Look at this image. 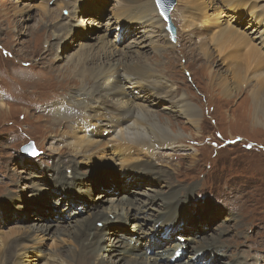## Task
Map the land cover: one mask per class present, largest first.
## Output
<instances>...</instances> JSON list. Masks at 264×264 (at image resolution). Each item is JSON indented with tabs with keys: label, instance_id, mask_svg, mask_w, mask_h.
Masks as SVG:
<instances>
[{
	"label": "rangeland",
	"instance_id": "374dc122",
	"mask_svg": "<svg viewBox=\"0 0 264 264\" xmlns=\"http://www.w3.org/2000/svg\"><path fill=\"white\" fill-rule=\"evenodd\" d=\"M56 1L58 0H0V98L5 100L6 105L11 108L9 112L4 111V114H0V236H7L5 243L9 242V247L7 246L4 249V257L0 260V264L14 263L13 259L11 260L12 256L7 254V250H14L16 251L15 254H17L22 249L18 238H21L19 236L26 233H29L31 238L27 242H25V239L22 242L28 244V247H35L46 253L47 256L55 255L58 251L72 249L74 247V238L72 240L63 232L56 234V231L53 232L52 229L50 232L49 230H42L39 225L53 223L65 228L74 223L73 220L85 218L92 211H81V213H76L73 217H70L72 221H62L58 216V210L68 206L66 204L67 200L58 195L57 192L59 191L54 193V197L48 193V189L50 192L53 188L51 184V179H53L51 166L58 162L55 168H59L62 163H65L62 161L65 157L61 158L58 152L55 153L56 149L54 148L63 145L62 141L53 137L58 125H67L66 118L56 115V105L59 103L56 100L61 99L62 102H66L63 97L70 95L69 91L71 88L73 89V86L76 88L82 86L81 83L83 82H81V79L71 75L67 76V73L60 72V70L71 66L69 60L71 55L76 59V57L83 54L81 45L84 46V50L93 51L99 46L100 36L106 37L107 40L115 39L118 41V39H121V36L117 35V33L120 34L119 29H117L119 25L116 22H112L110 26L107 24L110 16L114 15L112 5L115 0L109 1L102 10L101 17L100 15H94L92 13L94 10H91V14L90 11H84L81 14L82 0H61L60 4ZM153 1L157 12L161 14L155 0ZM243 1L247 2L248 6L246 7L245 5L244 9L242 8V12H237L233 7H226L232 0H176L171 10L172 21L177 27L175 39L171 37L167 29V22L162 15L165 28L160 30L159 33H154L162 41L168 40L178 46L176 49L183 51L181 53L182 56H190L184 58L186 61L180 62V68L182 69H179L178 73L172 74L170 78L176 85L189 91V98L194 100L195 104L199 106L201 114V127L194 128L180 110L178 112V109H171L165 106L166 109L172 111L169 113L162 107V104L156 105L154 113L167 117L172 122L179 123L184 130H179L182 132V136L178 137L175 142L176 145H181L178 149H171L173 147H164V149L155 147L153 149L155 152L164 153L163 156L161 154V156H156L158 164L155 168L167 171L165 174H168L171 183L176 187V195L182 196L186 194L185 197L188 196L189 198L187 201L189 209L183 215L192 224L189 226L185 225L182 230L186 231L188 227L196 229L191 230L190 232L195 231V233L191 234L186 232L181 234L182 230H180L181 236H184V238L188 235L193 236L196 242L200 243L210 242V244H214L216 243L214 240H216L217 244L221 245L223 253L228 254L221 255L218 253L214 258V264H224L232 260L237 261L238 264H260L264 261V123L254 126L249 119L252 116L251 108H249V102H252L250 101V94L253 91V84H256L258 80L256 78L251 79L252 85L250 86V83L247 86L243 83L245 77H253L254 71H257L256 74L264 72V70H256L261 64H264V57L262 58L257 52L259 48L263 51V45H260L254 36L251 35L252 30L256 32V28L264 24V21H260L264 18L260 16V14L264 15V0ZM187 2H191L189 7L195 12H198V10L193 7L197 3L198 9L207 15L205 18L208 17L206 19L210 24L208 23L205 26V30H209V34L217 33L220 28L218 23L221 22V27H234L242 34H245L247 42L242 39V35H228L223 39L222 46H219L222 56L218 54L220 49L216 50V47L215 49L213 48L215 50L213 61L216 60L219 65H205L209 57L204 56V50L199 47L197 38L195 39L196 35L191 31V29L196 27H203V22H199L200 25L197 26L185 23L183 26L186 25L188 27H185V32L184 27H182L183 17L177 14L178 11L180 14L186 15L183 6ZM46 3L49 4L50 9L52 8L50 17L55 22L61 23V27L66 32L68 31L64 40L55 38L56 33L53 32V25H42L40 28L41 23H37L42 16L39 15L41 12L40 7H45ZM254 6L257 9V15L252 17L250 13ZM191 14L189 13V15ZM201 14L200 17L203 18ZM229 22L238 27L233 26ZM71 23H76L81 29L84 23L89 25L82 29L85 32L83 34L89 36L88 40H81L83 42L79 41L77 44V32L74 33ZM143 28L139 29V34L136 37L132 35V37L125 36V39L120 40V43H118V46L121 47L120 50L126 49L129 52L126 54L122 53V57H130L127 61L136 57L134 60L145 64L146 59L153 58V48L145 47L146 51H142L143 53L140 52L138 55L134 52H132L134 54L130 53L131 51L126 48L135 38L139 40L143 38ZM261 29L259 28L258 30ZM165 32L168 33L167 39L163 37ZM189 35H192L191 40ZM149 42V39H146L145 43L149 44ZM64 44L68 47H65ZM49 45L54 46V48L49 51L50 54H44V49ZM191 46L192 48H190ZM180 47H188V50ZM138 56L147 58L142 59L141 57L138 58ZM122 57L118 56L115 59L117 58L120 61ZM226 58L229 59L227 60ZM230 59L233 62H230ZM97 61L100 62L101 60L97 59ZM235 63L239 65L237 74L240 77H236L234 80L230 71L231 66ZM185 66H187V70L184 69ZM247 68L249 71H245ZM42 69L47 75L39 71ZM235 69L238 68L235 67ZM158 73L160 75L165 73L164 65L163 68L161 67L158 70ZM36 75L42 76L40 77L42 83ZM212 76H217L221 80L228 79L226 80V86L227 89L228 86L231 88L229 95L224 96L222 95L224 94L223 92L221 94L218 92L214 80L212 81ZM165 77L169 78L168 76ZM60 83L66 86V91L61 93V90L56 87ZM261 84L264 85V81ZM37 89L46 90L42 93H37L35 92ZM28 104L31 105V111L25 110L30 107ZM64 111L67 114H79L80 109L76 103H72L65 105ZM60 112L63 113V111ZM10 113H14L18 117H8ZM27 113L29 115L26 116ZM48 118L50 120L46 126V132L54 134L49 135L47 141L42 143L40 141L43 131H45V126L41 120ZM78 135H74L73 138ZM109 137V135L104 137V140L109 142L108 148L112 144L109 141ZM31 141H33L34 150L37 153L30 155L22 148ZM183 141H186V143H183ZM65 156L67 157L66 159H72L73 153L69 152ZM108 166L109 168H103L102 171L100 169L99 177L103 178V183L100 187L97 184V186L95 185L94 196L97 197L100 193H107L109 197L104 198L121 199L125 193L121 174L128 169L129 165L115 160L113 164ZM81 167L84 171H87L93 167V164L82 163ZM67 170L70 172L71 168L68 167ZM14 171L18 172V176L17 179L13 180L16 175ZM112 173L121 176V183H119L121 185L117 184L115 180L111 181ZM35 182V185L39 186L36 191L38 198L49 205V209H46L45 213L43 211L36 213L33 208L37 205L30 204V201L22 203L21 206L24 208H22L21 213H17V210L9 207L14 203L13 198L16 201L20 200L16 194L23 193L25 186ZM107 182H114L119 186V189L105 190ZM15 184H19L21 187L18 189ZM158 184L155 181V184L151 186L158 191H168L169 188L167 186ZM148 186V183L141 185L140 188H137V192L145 193L149 189ZM132 188L133 194L130 199L147 200L146 196L139 195L134 191L136 190L135 187ZM15 189L16 191H13ZM149 194L154 193L149 192ZM29 195H31V192L26 194V196ZM74 195H79V193L76 192ZM82 196L85 198L86 195ZM11 201L12 203H10ZM96 202L97 199L90 201L91 204ZM18 203L20 202L18 201ZM112 203L113 201L103 202V206L106 207ZM162 203V200L158 199L154 202V205L153 202L148 205L157 207L162 205ZM99 206L101 207L102 205ZM151 214H153V211L149 210L143 216L150 218ZM205 215H207V218L201 221L200 224L202 226H198V221L204 218ZM191 216L192 218L188 220V217ZM121 222L123 220L112 223L109 226H104L103 223L101 225L98 222L97 226L105 231L113 226L115 229L108 230V232L114 231L118 235L114 224ZM128 222L133 223L131 221ZM152 223L151 221L150 224ZM30 226H33L34 230L26 231L25 228ZM17 228H23V230H19L17 234L13 232ZM63 230L62 228L60 231ZM72 230L73 228H70L68 233L72 232ZM172 234L174 235V233ZM196 234H199L197 238ZM23 238H25L24 235ZM175 241L178 240L174 235L167 242L168 244L166 243V246L174 245ZM187 242L188 240L185 243ZM162 246L165 247V245ZM105 252L106 249H101L99 252L97 259L100 264H123L122 259L117 261L113 256L107 255ZM47 256L37 257L41 259L38 262L32 253L29 259H31L32 264H42V262H47ZM59 257L63 258L62 256ZM187 258L188 251L180 262L184 263Z\"/></svg>",
	"mask_w": 264,
	"mask_h": 264
},
{
	"label": "bare ground",
	"instance_id": "6f19581e",
	"mask_svg": "<svg viewBox=\"0 0 264 264\" xmlns=\"http://www.w3.org/2000/svg\"><path fill=\"white\" fill-rule=\"evenodd\" d=\"M60 1L61 0H58L56 2L60 4L62 2ZM109 1L110 0H82L80 13L82 14L84 11H90L91 14V10H94L92 13L96 16L100 15L101 17L102 10L106 7ZM155 2L161 14L157 12L153 0H115L112 5L114 15L110 16L109 23L107 24L110 26L112 22H116L117 25L120 26L119 31L121 34L117 33V35H120L121 39H118V41L115 39L107 40L106 37L100 36L101 40L99 46L93 51L89 49L84 50V46L81 45V51L83 54L76 57V59L71 55L69 59L71 66L60 70L61 73H67V76L71 75L72 77L75 76L78 79H81V82L83 83H81L82 86L80 88H76L75 86H73V89L71 88L69 91L70 95L68 94V97H63L66 99V102H62L61 99L56 100V102L59 101L56 105V115H61L66 118L67 125H58V129L55 132V135H53L54 133L49 134L46 132V126L50 119L41 120L45 126V131H43L40 142H46L49 135H53L54 138L62 141V146L56 148L54 145L53 147L56 149L55 153L58 152L61 158L65 157L62 161L67 164L66 166L65 163H62L59 168H55L57 162L51 166L53 171V173H51L53 177V179H51V184L53 188L50 192L48 189V193L54 195L55 192L59 191L57 192L58 195L67 200L66 204L68 206L58 210V216L62 221H72L70 220V217H72L71 215L76 208H86L87 211H92L89 212L88 216L85 218L76 221L73 220L74 223L65 228L54 225L53 223L49 225H39V228L42 230H49L50 232L52 229L53 232L56 231V234L58 232H63L71 239L74 238V240L72 239L74 242V247L72 249L69 248L64 251H58L55 255L47 256L46 253H43L35 247H28V244L22 242L24 239L26 240L25 242H27L28 239L31 238V235L26 233L23 234L25 238H23V235L19 236L21 238H18V241H20L22 245V249L20 251L17 250V254H15L16 251L14 250H7V254L12 256L11 260L13 259V264H30L32 261L29 259V256H31L32 253L35 260L38 262H40L41 259L37 257L47 256V262H42V264H50V262H52V264H100L97 257L99 256L101 249H106L105 253L113 256L117 261H121L122 259L123 264H194L196 262V264H214V258L218 253L221 255H228L223 253L221 245H218L216 240H214V242H216L214 244H210L208 240L209 243H200L196 242L195 237L188 235L185 236L186 240H188L186 245H183L180 240L175 241L174 245L166 246L167 241L161 239V234L168 229L172 230V233H174L176 230H182L185 225L189 226L192 222L187 221V223L181 225L185 219V215L183 214L189 209L187 205L189 198L188 196L185 197L186 194L182 196L176 195V187L171 183L168 174H165L167 171L161 168H155L158 164L156 162V156L160 154L163 156L164 153L160 151L155 152L153 150L155 147L163 149L164 147H173L171 149L174 150L175 148L178 149L181 147V145H176L175 142L178 137L182 136V132L179 130L184 129L179 123L172 122L169 118L154 113V108L156 105L162 104L163 108L166 106L171 109H178V112L180 110L181 113L188 118V122L193 125L194 128L201 127V114L199 106L195 104L194 100L189 98V91L176 85L170 78L172 74L178 73V70L182 69L180 68V62L186 61L184 58L190 56H182L181 53L183 51L176 49L178 46L172 44L168 40L162 41L160 37L154 35V33H159L160 30L165 28L163 21L164 16L157 4V0H155ZM189 3L191 2H187L183 6L186 15L180 14L178 11L177 14L183 17L182 27H184V30L185 27H187L186 25L183 26L185 23L197 26L200 25L199 22H203V27H193L194 29H191V31L196 35L195 39L197 38L199 47L204 50V56L207 58L209 57V60L205 65H219V62L216 60L213 61L215 55L214 49L215 47L217 48L216 50L220 49L219 46H222L223 39L228 35H242V39L247 42L245 34H242L234 27H221V22L218 23V25H220L219 31L217 33L209 34V30H205V26L208 25V23L210 24V22L207 21L208 17H206L207 19L205 18L207 15L198 9L199 6L197 3L193 7L198 10V12L196 11L197 13L189 7ZM245 5L247 7L248 3L243 0H232V2L226 7H233L237 12H242V8ZM40 8L41 12L39 15L42 16L37 22L41 23L40 28L42 25H53V32L56 33L55 38L64 40L68 31L66 32L61 27V23L55 22V20L50 17L52 8L50 9L49 4L47 3L45 7L42 6ZM256 12L257 9L254 6L250 15L253 17L254 15H257ZM189 13L192 14L189 15ZM200 14L203 18L200 17ZM260 16L264 17L263 14H260ZM260 21H264V18ZM86 23H84L82 29L89 26L86 25ZM131 24H135L133 25L134 27ZM71 25L74 33L77 32V44L81 40H88L89 36L83 34L85 32L82 31L79 25L76 23H71ZM262 25L259 27L260 29L263 27L261 30H258L259 28L257 27L256 32H254V30L251 31V35L254 36L260 45H263L264 51V26ZM142 27H144L143 38L141 40L135 38L126 48L131 51L130 53L134 52L137 55L142 51H146L145 47L153 48V58L146 59L147 57L143 56V58L146 59L145 64L143 62H138V60H134L136 57L134 59L131 58V61L129 60V62L127 61L128 58H130L129 56L122 57V53L126 54L129 52H127L126 49L120 50L121 47L118 46V43H120V40L125 39V36L130 37L132 35L133 37H136L137 34H139V29ZM191 36L192 35H189L190 40ZM163 37L167 39L168 33L165 32ZM146 39H149V44L145 43ZM53 48L54 46H47L43 51L44 54H50L49 51ZM180 48L188 50V47ZM190 48H192V46ZM263 51H261V48L257 49V52L262 58L264 57ZM218 54H222L221 49ZM118 56L120 58L122 57L120 61H118L117 58L115 59V57ZM139 57L142 58V56H138V58ZM97 59H100L101 61L98 62ZM226 59L228 60L229 58ZM230 62L233 61L231 60ZM163 65L165 67V73L160 75L158 70L161 69V67L163 68ZM186 67L187 66H185L184 69H186ZM235 67L238 69H235ZM248 68L245 69V71H247ZM237 70L239 71L238 63L233 64L231 66V71L229 70L233 74L234 80L236 77H240V75L237 74ZM256 70H264V64H261ZM39 71L42 74L47 75L44 69ZM209 73L211 74V72ZM256 73L257 71H254L252 78L245 77L243 79V83L244 85L246 84V86L249 83V86L252 85L251 79L256 78L258 80V82L252 86L253 91L250 94V101L252 102H249L252 116L248 117L251 120L250 123L254 126H256V124L262 125V123H264V85L261 84V82L264 81V72L259 74ZM165 76H168L169 78H166ZM40 77L42 76H37L38 80L42 83ZM213 80L216 89L220 94L223 92L224 94L222 95H229L231 88L228 86L227 89L226 80L228 79L221 80L217 76H212V81ZM56 87L58 90H61L60 93L66 91V86L63 83L58 84ZM44 90L46 89H37L35 92L42 93ZM72 103L78 105L80 109L79 114H67L64 111L65 105H70ZM6 104L5 100L0 98V114H4V111L9 112L11 109L10 106ZM28 105L30 107L25 110L31 111V105ZM166 110L169 113L172 112L168 109ZM60 111H63V113ZM27 115H29V113H27L26 116ZM13 116L18 117L17 115H14V113H10V116L8 115V117ZM105 131L109 133V141L113 144L112 148H108L109 142L104 140V137H106L104 135ZM76 134L79 135L73 138ZM183 143H186V141H183ZM69 152L73 153L72 159H66L67 157L65 155ZM29 154L31 155L32 153ZM115 160H119L123 164L134 162L139 165L141 169L135 170L138 168L135 167L134 169H128L126 174H121L123 177V190L125 192L121 199L115 200V198H104L109 197L107 193H100V195L95 197V185L98 184L99 181H102L99 177L100 169L102 171L103 168H109L108 165L113 164ZM82 163H91L93 164V167L84 171L81 167ZM68 167L71 168L70 172L67 170ZM14 173L16 175L13 177V180L15 178L17 179L18 176L17 171H14ZM112 174L115 182L117 184L121 183V176H117L115 173ZM116 176L119 179L118 181ZM155 181L163 186H167L169 188L168 191L162 192L153 189L151 185L155 184ZM145 183L149 184V189H147L145 193L137 192V188H140L141 185ZM35 184L36 182L25 186V191H23L24 194H16L19 196L20 200L16 201V199L13 198L12 200L14 203L12 205L10 204L11 206L9 207L17 210V213H21L22 208H24L21 206L22 203L30 201V204L37 205L33 208L36 213H39L40 211L45 213V210L49 209V205H47V202L45 203L38 198L36 191L39 186H36ZM15 186L18 187V189L21 187L19 184H15ZM132 187H135L136 190L134 191L137 194L146 196L147 200L136 198L130 199L133 194ZM65 188L71 190L73 194H67ZM105 189L113 188L107 187ZM113 190L117 189L114 188ZM13 191H16V189ZM30 192L31 195L26 196V194ZM76 192H78L79 195H74ZM149 192L154 194H149ZM82 195H86L85 198ZM18 196L16 197L18 198ZM92 199H97V202L91 204L90 201ZM158 199L162 200V205H158L157 207L148 205L150 202H153L154 205V202ZM18 201L20 203H18ZM110 201H113L111 205L106 207L103 206V202ZM10 203H12V201ZM99 205L102 206L100 207ZM149 210L153 211V214L150 215L152 218L144 217L143 215H145V212ZM189 218H192V216L188 217V220ZM206 218L207 215L198 222L201 223V221ZM120 220H123V222L114 224L118 235H116L114 231L108 232V230L115 229L113 226L106 231L97 226L98 222H100L101 225L103 223L104 226H109ZM128 220L133 223H129ZM151 221L153 222L152 224H150ZM198 226L202 225L198 224ZM62 228L64 230L60 231ZM70 228H73V230L68 233ZM193 229L196 228L188 227L186 232L189 234L195 233V231L190 232ZM19 230H23V228H17L13 232L18 234ZM25 230H34V227L30 226L25 228ZM172 233L171 235L168 234V238L174 237L175 234L173 235ZM107 234L109 235L107 236ZM122 236L126 237L128 243L125 242ZM6 238L7 236H0V260L4 257V249L9 245V242L7 244L5 243ZM162 245H165V247ZM178 247H184V253L179 258L173 260ZM13 249L16 250L15 247H13ZM148 250L152 251V253L149 254ZM187 251V260L184 263L180 262ZM59 256H62L63 258H60ZM92 259L94 260L92 261ZM33 262L36 263L35 261ZM230 262H225L224 264H238L235 260ZM260 264H264V261Z\"/></svg>",
	"mask_w": 264,
	"mask_h": 264
},
{
	"label": "water",
	"instance_id": "95a60500",
	"mask_svg": "<svg viewBox=\"0 0 264 264\" xmlns=\"http://www.w3.org/2000/svg\"><path fill=\"white\" fill-rule=\"evenodd\" d=\"M175 3H176V0H157V4H158L165 20L168 23L167 29L169 30L171 37L173 39H175L176 34H177V27L175 26V24L173 23L172 18H171V10L174 7ZM22 149L27 153L33 154L34 153L33 141L25 144V146H23Z\"/></svg>",
	"mask_w": 264,
	"mask_h": 264
},
{
	"label": "trees",
	"instance_id": "16d2710c",
	"mask_svg": "<svg viewBox=\"0 0 264 264\" xmlns=\"http://www.w3.org/2000/svg\"><path fill=\"white\" fill-rule=\"evenodd\" d=\"M129 221V220H128Z\"/></svg>",
	"mask_w": 264,
	"mask_h": 264
}]
</instances>
